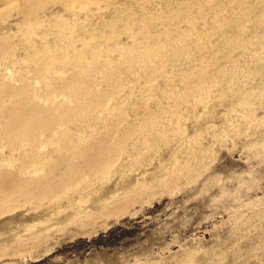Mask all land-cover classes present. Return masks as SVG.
<instances>
[{"label":"rangeland","instance_id":"374dc122","mask_svg":"<svg viewBox=\"0 0 264 264\" xmlns=\"http://www.w3.org/2000/svg\"><path fill=\"white\" fill-rule=\"evenodd\" d=\"M0 264H264V0H0Z\"/></svg>","mask_w":264,"mask_h":264}]
</instances>
